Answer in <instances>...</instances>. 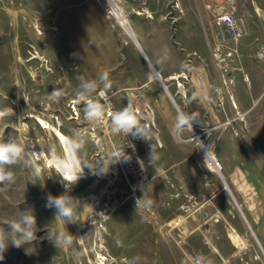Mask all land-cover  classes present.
<instances>
[{
	"label": "rangeland",
	"instance_id": "obj_1",
	"mask_svg": "<svg viewBox=\"0 0 264 264\" xmlns=\"http://www.w3.org/2000/svg\"><path fill=\"white\" fill-rule=\"evenodd\" d=\"M26 1L0 0V110H12L0 118V143L9 140L20 143L25 158L39 169V175L23 163L11 166L9 170L14 173L15 182L0 184V227H6L7 221L20 211L31 209L39 231L32 243L20 248L9 246L0 264H196L201 257L203 264H264L261 248L264 244L258 236L260 245L251 233V228L256 232L251 212L259 215L262 206L257 203L264 197V90L260 95L251 93V98L255 99L248 109L249 93L231 88L225 76L222 82H226L227 100L221 104L213 95L214 88L221 83L210 51L215 37L214 11L227 0H197L207 14L206 27L211 41L206 43L202 34L205 42L195 46L196 50L190 52L188 59L204 56L201 62L208 78L206 100L192 101L196 95L188 78L183 77L179 82L187 92L181 96L182 101L174 93V87L165 83L181 107L183 101L189 102L187 96L192 99L187 109H191L194 116L187 119L197 131L206 130L201 138L209 151L206 157L196 140H192L186 121L179 127L173 142L149 141L156 128L147 126V121L141 117L147 126L148 141L137 142L131 135L127 139L123 134H114L111 126H90L83 119V103L73 102L74 92L80 77L96 79L107 70L102 67L95 76L85 75V63L75 61L71 52L57 40L59 32L50 30L51 11L41 14L36 9L30 13V20L43 24L37 36L27 35L12 12L13 8L21 7L31 10L32 5L24 4ZM98 1L103 17L117 36V43L123 44V60L129 73L135 75L142 66L139 73L142 76L146 70L152 72V81L145 77L129 78L131 87L128 88L116 77L121 64L114 63L113 78L109 77L114 106L121 110L131 103L136 109L126 93L146 98L143 91L159 90L158 98L149 97L156 108L154 111L146 108L145 114L150 121L164 123L169 107L174 105L153 73L150 50H159L157 40L149 29L144 39L138 38L139 45H136L130 22L127 30L122 29L111 6L122 9L126 16L141 8L167 7V18L173 19L181 12L180 0ZM189 1L188 4L195 2ZM229 1L238 6L237 18L245 27V35L238 44L227 43L235 50L233 65L235 67L239 55H245L248 59L245 64H251V72L262 75L264 61L257 55L264 47L261 17L264 0ZM145 24L152 25L150 21ZM14 37L19 39L15 62L11 56L13 47L9 45ZM54 88L64 90L65 96L59 103L47 100ZM198 117L202 124L194 123L193 119ZM77 128L88 132L85 150L77 154V160L89 168L85 167L78 182L70 186L67 177L61 182V170L54 162L57 154L68 156L63 138ZM153 148L165 150L168 155L151 160ZM123 151L129 160L113 163L114 158H119L113 154ZM37 153L40 156H36ZM213 154L221 161L222 175L206 162ZM231 168H234L232 176L239 178L235 184L226 172ZM246 175L250 176L251 183ZM222 176L244 215L225 189ZM66 192L80 202L73 224L56 220L57 210L46 207L49 193L60 196ZM144 196L150 203L138 206L137 201ZM64 229L73 236L70 244L57 243V235Z\"/></svg>",
	"mask_w": 264,
	"mask_h": 264
},
{
	"label": "crops",
	"instance_id": "obj_2",
	"mask_svg": "<svg viewBox=\"0 0 264 264\" xmlns=\"http://www.w3.org/2000/svg\"><path fill=\"white\" fill-rule=\"evenodd\" d=\"M194 1L193 4H188L190 2L189 0H180V3L182 4L180 7L181 12H178L177 16L173 19L167 18V7L156 8L153 6L151 8H141L140 10L131 11L129 16H127L134 34L132 40L136 45H139L138 38L144 39V36L149 29H151V34L155 36L154 38L157 40L159 50H150L153 73L159 77V79L161 78L164 84L169 83L174 87V93L180 101H182L181 96L187 93L186 88L182 87L179 83L183 77L189 79L196 95V98H192L193 100L191 98L189 99L187 96L189 102L183 101L184 105L182 108L179 102H176L173 96L169 93L168 89L170 86L165 84L167 87V89H165L161 85L166 94L170 97L174 107H169L167 121L159 123L158 120L150 121L145 114L146 108L150 107L153 111L156 108L154 107L155 105H152L149 97L158 98L160 96L159 90L158 94H155L157 90L155 92H148L147 90L143 91L146 92V98L132 93L125 94L132 103H135V108L138 111L139 116L147 121V126L150 128H156V132L149 137V141L152 142H173L180 127L178 126L179 118L184 116L185 121L190 123L187 118L192 119L194 116L191 109H187L191 100L199 103L206 100L205 90L208 78L205 65L201 62V59L204 58V56L200 54L198 55L200 58L193 56L188 59L190 52L196 50L195 46L198 44L201 45L205 42L202 34H204L206 43L211 41V37L208 35L206 27L207 14L203 10V6L199 5L197 0ZM234 3V1L227 0V2L225 4L222 3L223 5L220 7L235 12V15L237 16L238 6ZM24 4L32 5L30 6L31 10H27V7H21L19 9L13 8L12 12L16 20H20L17 23H22V28H25L26 34L32 37L37 36V30L39 31V28L42 26L41 24H43L38 20H30V13L36 9H39L41 14L46 13V11H51V19L53 24L57 26L59 32L57 40L71 52L75 61L85 63L83 69L86 76L89 77L99 74L103 67L109 73V77L113 78L114 63L119 62L121 66L116 77L119 79L121 85H124L123 83H125V87H131L129 84V78L136 79L145 77L152 81L150 79L152 74L151 71L146 70L145 76L139 74L142 71L143 66L140 70H136L135 75L129 73V68L123 60V44L119 45L117 43V36L113 33L110 25L103 17L98 0H27ZM260 11L261 10H259V13ZM262 13L263 16L261 13L260 15L264 20V11ZM148 21L152 23L151 26L145 24V22ZM18 40V38L14 37L9 43V45L13 47L11 53L13 62H15V46ZM247 61L248 59L245 55H239L235 67L232 65L230 73L232 82L230 86L239 91L246 90L249 93L250 98L249 100H246V106L249 109L251 108V101L255 99L254 96L251 98V93L260 95L264 90V66L262 75L256 73L253 74L251 72V64H245ZM12 72L13 74L11 75L14 76L15 68ZM119 72L121 73L119 74ZM175 85H177V87ZM146 87L149 86H144L143 88ZM115 108L117 109L116 105ZM117 110H120V108ZM140 110L143 112V116L140 114ZM183 110L185 111L184 113ZM193 120L194 123L199 122L198 124H202V120L199 117ZM141 123L144 124L142 121ZM139 141L140 139L137 138V142ZM167 155L168 152L165 150H155V157H164ZM77 163H79L78 160ZM238 166H240L242 172L245 173L244 168H242L241 165ZM226 172L229 174L230 181L235 184L239 178L232 176L234 168L226 169ZM246 177L251 183L250 176L246 175ZM239 189L240 191L242 190L241 187ZM254 190L256 191L255 186ZM262 191L264 192V190ZM257 204L262 206V208L261 211H259V215L251 212V215H254V222H256V232L253 229L252 230L256 239L258 240V238H260L264 244V197H261ZM258 242L260 243L259 240ZM261 248L264 252L262 245Z\"/></svg>",
	"mask_w": 264,
	"mask_h": 264
},
{
	"label": "clouds",
	"instance_id": "obj_3",
	"mask_svg": "<svg viewBox=\"0 0 264 264\" xmlns=\"http://www.w3.org/2000/svg\"><path fill=\"white\" fill-rule=\"evenodd\" d=\"M80 83L74 92L73 102L83 103L84 116L83 119L89 122L90 126H98L101 124L105 115L110 117L111 131L114 134H123L125 136H133L135 138L144 139L148 141L147 126L141 123V118L136 109L131 103H128L121 110L112 111L104 103L99 102L94 98V94L102 96L106 90L111 89L112 84L109 79L107 71L102 72L96 79H84L80 77ZM99 90V91H98ZM65 96L64 90L61 88H54L47 96L50 102L59 103L61 98ZM11 109L0 110V118L5 117L11 112ZM185 117L179 118L178 126H183ZM71 134L66 137L67 146L71 155L63 156L57 154L55 159L60 162L63 171L59 173L61 182L64 183L65 177L70 181V186L77 183L84 172V168L88 167L86 163H77L79 158L77 154L83 153L88 141V132H81L79 128L70 130ZM55 151V149H51ZM114 157L118 155V159L113 160V163L121 160L128 161L129 157L123 151L120 154H113ZM26 153L20 143L7 142L0 143V184H12L15 182L14 173L9 170L11 166L23 163L30 168V170L39 175V169L31 165L30 159H26ZM155 157V150L151 155V160ZM103 167H107L104 165ZM89 168V167H88ZM100 173H106L103 170H97ZM75 176V181L72 182V177ZM150 203L145 200H138V206ZM80 204L78 200L73 198L67 192L60 196H53L48 194L46 197V207L55 208L57 210L56 220H67L71 224L76 223L75 216L78 215L77 205ZM85 207V206H84ZM88 207V206H87ZM86 208V207H85ZM39 231L37 227V218L31 209L20 211L7 221L6 227H0V259L8 250L9 246L20 248L26 244H30L37 239L36 233ZM73 236L67 231L62 230L57 235V243L70 244ZM196 264H203V258H198Z\"/></svg>",
	"mask_w": 264,
	"mask_h": 264
},
{
	"label": "built area",
	"instance_id": "obj_4",
	"mask_svg": "<svg viewBox=\"0 0 264 264\" xmlns=\"http://www.w3.org/2000/svg\"><path fill=\"white\" fill-rule=\"evenodd\" d=\"M215 12L216 13L214 14V18H213V28L215 31V37L212 43L210 44V51L214 61V67L219 74L221 83L214 88L213 95L217 97L218 102L223 104L227 100L228 91L225 84L227 81L224 83L222 82L223 81L222 79L227 77L228 82H232V79L230 78V73L234 62V53H235V50L231 48L227 43H232L234 45L238 44L245 35V27L243 26L241 21L237 18L235 12L231 10H227L222 7H219V9L216 10ZM50 30L52 32H57L58 28L55 24H53L50 26ZM257 58L261 61H264V47L259 49ZM112 95H113L112 89H109L106 90L105 94H103L102 96L94 95V98L97 99L99 102L106 104L109 110L118 111L112 102L111 99ZM186 123L191 131L192 140H196L198 146L204 153V157H205L206 154L207 155L209 154V151L204 145L201 138L205 135L206 130L197 131L196 129H194L192 125H190V123H188L187 121ZM98 126H104V127L111 126L110 117H108L106 114L104 121ZM124 137L130 139L129 136L127 137L124 135ZM209 167H212L213 170H216L219 173H221L222 170L221 161L214 154H213V158L211 159V164L209 165Z\"/></svg>",
	"mask_w": 264,
	"mask_h": 264
},
{
	"label": "bare ground",
	"instance_id": "obj_5",
	"mask_svg": "<svg viewBox=\"0 0 264 264\" xmlns=\"http://www.w3.org/2000/svg\"><path fill=\"white\" fill-rule=\"evenodd\" d=\"M115 1V0H114ZM111 5V4H110ZM111 9H112V12H113V16H114V18L118 21V23H119V25H120V27L123 29V28H125V27H128L129 26V20H128V17L125 15V13L123 12V10L121 9V10H119L118 8H112V6H111ZM121 11V12H120ZM158 80H160L159 79V77H158ZM165 89H167V87H166V85H165V87H164ZM140 114L143 116L144 114H143V112L140 110ZM191 125V124H190ZM193 126V125H192ZM63 142H64V145H65V148H66V152H67V155L69 156V155H71L70 154V152H69V149H68V146H67V141H66V138H63ZM36 156H40V154H36ZM206 157V156H205ZM213 158V156L212 157H208V159H207V161L211 164V159ZM54 165L57 167V169H60L61 170V172L63 171V169H62V167L60 166V162L58 161V160H56L55 162H54ZM212 168V167H211ZM215 172H218V171H216V170H214ZM221 175H222V173H220ZM72 179H75V176H73L72 177Z\"/></svg>",
	"mask_w": 264,
	"mask_h": 264
},
{
	"label": "water",
	"instance_id": "obj_6",
	"mask_svg": "<svg viewBox=\"0 0 264 264\" xmlns=\"http://www.w3.org/2000/svg\"><path fill=\"white\" fill-rule=\"evenodd\" d=\"M108 1H109V0H108ZM158 76H159V75H158ZM160 81H161L162 86L165 87V84H164V82L161 80V78H160ZM158 92H159V91L157 90V91L155 92V94H158ZM222 180H223V183H224V185H225V189H227V190L229 191V193L231 194V196H232L233 199H234V202H235L236 206H237V207L239 208V210L241 211L239 204L237 203V201L235 200L234 196L232 195V193H231V191H230V189H229V187H228V185H227L225 179L223 178V176H222ZM241 213L243 214L242 211H241ZM243 215H244V214H243ZM251 233H252V235L255 237V234H254L252 228H251ZM255 238H256V237H255Z\"/></svg>",
	"mask_w": 264,
	"mask_h": 264
}]
</instances>
